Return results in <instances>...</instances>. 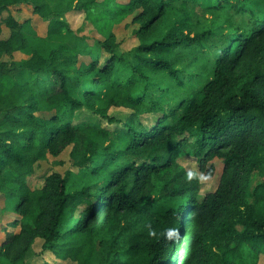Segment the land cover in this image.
Returning <instances> with one entry per match:
<instances>
[{
  "label": "trees",
  "instance_id": "16d2710c",
  "mask_svg": "<svg viewBox=\"0 0 264 264\" xmlns=\"http://www.w3.org/2000/svg\"><path fill=\"white\" fill-rule=\"evenodd\" d=\"M22 5L48 22L47 38L71 41L10 65L3 57L25 51L29 39L6 17L0 193L17 218L14 231L3 228L0 257L18 264L43 239L47 251L76 264H258L264 0H0V16ZM73 11L105 38L75 35ZM133 14L139 44L122 51L112 25ZM112 108L133 113L122 123ZM147 113L159 114L151 127L141 119ZM70 146L77 172L30 188L43 153ZM185 156L207 176L211 161L223 162L215 191L201 192L198 172L178 161Z\"/></svg>",
  "mask_w": 264,
  "mask_h": 264
},
{
  "label": "rangeland",
  "instance_id": "374dc122",
  "mask_svg": "<svg viewBox=\"0 0 264 264\" xmlns=\"http://www.w3.org/2000/svg\"><path fill=\"white\" fill-rule=\"evenodd\" d=\"M100 2L103 0H99ZM128 0H119V2H127ZM136 13V12H135ZM12 14L18 24L23 25L22 32L27 35L29 39L28 48L25 51L14 52L7 54L3 57V61L8 63L17 62L20 63L28 59L34 51L45 54H49L51 48L63 41H71V37H62L56 40L47 38L48 22L44 21L41 17L33 12V8L29 5H22L19 7H13L9 12H5L0 16V23H2V32L0 40L6 41L10 38L12 30L8 27L5 20L6 17ZM133 15L127 16L120 22H115L112 25V31L117 36V41L120 43V49L122 51H129L134 49L139 44V40L134 33V30L139 27L133 21ZM4 19V21H3ZM67 19L74 30L75 35L81 37H87L90 43H93L97 39L103 40L105 34L100 32L95 25L86 18L84 12L73 11L67 15ZM27 21V22H26ZM26 22V23H25ZM47 38V39H46ZM44 39L46 41H42ZM106 61V55H101V62ZM133 111L127 108H112L109 111V116L120 120L122 123L127 121L132 115ZM159 114H143L142 121L147 126H152L156 123ZM104 126H107L106 122ZM184 167L190 170L198 172L201 183V192L203 194L215 191L220 183L223 173V162L220 159H215L209 163L213 165L215 172L213 176H207L205 172L201 171L198 166L197 159L185 156L178 160ZM78 159L73 155L72 146L63 150L59 155L54 156L48 151H45L35 165V172L28 177L27 184L30 188L36 189L43 186L45 180L53 173H60L65 176L68 172H77ZM7 187L18 189V185L15 183H7ZM88 206H80L79 212L83 211ZM78 217V213L76 215ZM17 218L14 214L10 200L7 199L5 194L0 193V246L4 240V227H7L9 231H14V228L10 224ZM170 250V249H169ZM0 264H11L4 258L0 257ZM18 264H76L71 260H61L55 256L54 252L47 251L44 247V240L37 239L31 250L28 252L25 259ZM258 264H264V256H260Z\"/></svg>",
  "mask_w": 264,
  "mask_h": 264
}]
</instances>
